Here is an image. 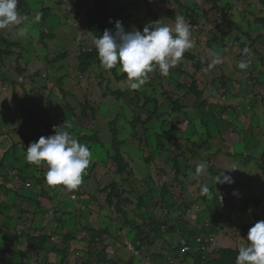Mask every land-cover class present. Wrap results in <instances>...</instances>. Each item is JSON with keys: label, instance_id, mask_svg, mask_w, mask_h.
Listing matches in <instances>:
<instances>
[{"label": "rangeland", "instance_id": "374dc122", "mask_svg": "<svg viewBox=\"0 0 264 264\" xmlns=\"http://www.w3.org/2000/svg\"><path fill=\"white\" fill-rule=\"evenodd\" d=\"M26 2L34 3V0H24ZM41 1V0H40ZM52 0L53 7L51 6L50 9L53 11L49 15L50 24L48 27H58L63 25L64 21L62 22V19H66L65 14L60 11L62 9L63 11H66V13H70L72 9L77 5V2L80 0ZM134 0H113L112 3H114L116 6H129L133 3ZM151 1L153 0H147V3L151 4ZM163 1V0H162ZM180 1V0H179ZM184 2V5L187 4V1L189 0H182ZM197 1V0H195ZM167 3L171 4V8L178 10L179 12L182 11L176 4L175 0H168ZM41 3V2H40ZM57 3V4H56ZM252 4L256 6V8H259L260 5L258 4L257 0H242L239 2V4H236V1L231 0L232 6H237V12L239 13H245V9H249L250 5ZM62 5V6H61ZM41 6V4H40ZM197 6V5H196ZM202 10L199 6L198 10L199 12L202 11V13H207L209 15V19L211 18V21L204 22L200 21V26L204 27V29H210L215 26V24H219L222 21L219 20L218 15L220 14L218 10L215 8H212L213 6L208 5L207 3H202ZM48 5L44 6L43 9L47 8ZM151 10L149 12V16L147 17V21H144L141 17H137L136 19V25L144 26L149 25L151 22L156 21L154 19L155 11L158 9V7L151 4ZM223 7V6H221ZM17 8H21V3L18 2ZM143 8L146 10V7L143 6ZM87 10V7L84 9H77V13L79 16L84 15V11ZM144 10V11H145ZM144 11H142L144 13ZM39 14V16H43L42 9L34 11L32 15V19L27 20L26 23L29 25L30 32H34L37 39L35 42H32L31 40H27L23 38L21 40V43L19 44V48H12L11 53L12 55L7 59L5 57L2 62L0 63V187H3L5 189L0 190V205L6 200L5 191L6 188L10 186V183L13 182L18 185L19 188H25L28 191H34V194L37 195V192H39L42 195L43 190L47 191L49 195H54V198L56 196H60L58 203H54V207L57 208L61 203L64 205L66 203H69L72 201L71 199H68L66 196L67 194L63 193L64 187L62 185H58L53 187L52 189H56V191H59L58 194H52L50 191L52 190L51 187L48 188V186L43 187V190H41V187L38 183V181L34 182H25L24 184L21 182L19 178V169H22V173L26 172V164L25 161V150L29 146L30 143L38 141V139L43 137H48L50 135H53V129L52 126H58L62 127L63 124L66 126L67 123L71 124H79L78 127L71 131V133L78 138V134L80 136L82 135H90V132H95L99 135L100 140L103 142V147L99 146L97 147V154H93V156H96V163L95 167L104 168L105 173L104 175L101 173V171H98L97 174L92 176V178H96L100 183H96L95 181H91L88 184H84L83 193L87 191L90 194H98L96 195V199L92 202L90 207H82L80 204H77L73 206V208H70L67 213H72L74 211L75 216L72 219H66L65 226H64V234H67L71 232L72 230L75 231V233L78 234V232H82L83 235H80L79 238L81 239L83 236L90 239L92 237V234L87 231L88 225H91L94 229V233H100L103 231L101 229L102 222L109 223L113 220V222L118 225V230L115 232V236L123 235L129 240L136 239L137 235L131 233V228L126 224V222H130L133 220V215H138L141 218V210L139 209H132V206L137 204V200H143L145 202V205L143 208H145L147 205H154L157 209L155 214H151L154 216V218L159 222L162 221L164 218H167V214L170 213L171 210L166 209L165 204H171V201L168 200V195L171 197L181 191L180 183L182 186L184 184L182 182H178L175 179V173L172 172L170 167H164L162 164L158 162V164H153L152 170L150 171V168L146 167V174H141L142 180H140L139 174L137 173V168L142 169L143 164L139 162L142 159V152L140 150V143L139 138H143L144 132L143 128L140 125L137 129V138H133L134 135L133 130H129V138L127 142H125V145L122 146L123 153L125 155V159L130 166V171L135 175V179L130 181L132 183L126 184L125 182L128 181L125 178H122L119 176L118 182H112L109 183V180L113 178V171H115L114 166L106 160V150L108 151L109 158L111 159V156H113V151L110 150L111 144V136L109 134L110 130L107 127L108 123L114 120V117L119 114H123V118L125 119L126 124L120 123L118 125L119 131H122L125 129V126L127 127V124H129L134 116H140L143 112L141 111V108L144 104V101H141L139 104L131 105L130 100L134 97V93L129 87V83L127 80H122L121 76L122 74L118 71L119 66L115 68L114 72H118L113 74L112 70L105 71L101 68V66L98 65L97 62H93L90 65V70L86 76H81L78 72L75 71L76 68V62L78 55H79V49L72 47V44L75 42V37L67 38L64 35L63 30L60 29L58 31V35L60 36L57 42L55 43V52L56 54L64 53L66 55V52L69 54V56H64L61 60V62L57 59V56H50V52L47 51L44 47V44L41 42L39 43L40 39H42V32H40V28L36 27L34 18L35 16ZM246 14V13H245ZM206 15V14H204ZM76 18V15L74 14L72 16V20ZM162 19L165 18L164 16L161 17ZM56 19V20H55ZM160 20L163 24H167L169 26H174L171 22H165L164 20ZM90 18L86 19L87 21H90ZM233 20L237 23H239L241 26L249 29H255L258 28L257 25H250L249 27L245 26L244 20H252V17L246 14V16H238L233 15ZM51 22L53 25H51ZM40 24L42 22L40 21ZM13 27H9L7 29L0 30V35L4 39H9L11 43L14 45H17L16 38L13 36H10L12 32ZM109 26H103L99 29L96 27L93 30V33L95 35H99L98 32H104L105 29H109ZM202 29V28H200ZM214 30V29H213ZM191 31V39L194 41V37L192 35ZM17 36L21 37L19 34H16ZM49 43V41H48ZM230 43L235 44L236 38H232L227 42V45ZM40 44V45H39ZM86 44V43H85ZM199 43L196 42V47H199ZM83 46V44H78L76 47ZM93 44H91L90 48H93ZM219 49L220 53L223 55L226 54L228 56L231 53V50L227 47H221V46H215L214 50ZM260 49L264 53L263 46H260ZM236 51H234L235 53ZM50 56V57H48ZM39 58V60H38ZM68 64L65 65L67 60ZM184 57H182L177 65L173 68H171V71L176 72L177 66L183 62ZM254 56L252 57V60H256ZM71 60V63H70ZM247 62L246 60H243ZM229 62L233 63L237 66L236 57L232 56L229 57ZM248 63V62H247ZM54 66H51V65ZM227 63L223 65L224 73L220 75H216V71L212 72V76H214V81H216V84L213 86L212 90L210 91V95L217 100L220 98V96H224L227 99V101L232 103H237L241 98H244V93H235L231 91L230 89L226 90L225 87H223L224 84L230 83L232 81H235L239 84H245V76L248 74L247 68L244 70H236L234 65H231L230 67H227ZM257 66L261 67V63L257 62ZM18 68H21L22 74L18 73ZM181 71L186 73L187 76L181 77L177 79V83L186 87L187 89H190L191 87V75L194 74V70L190 63L185 62L182 67L180 68ZM235 71V74L233 72ZM155 71L149 73L148 79L154 74ZM55 75H51L54 74ZM39 74V76H37ZM159 77H165L164 75H161L158 73ZM169 76V75H168ZM207 76H211L207 75ZM3 77L12 79L17 81L18 78H20V81H24V86L22 87L19 85L18 89L20 90L18 93H12L7 94V92H10L11 89V82L9 80L3 79ZM64 78L63 81V89L64 92L67 94L66 96L63 95L59 89V86L57 84V81L59 78ZM172 77V76H170ZM162 83V87H159L158 85ZM158 86V87H157ZM157 87V89H156ZM109 88V89H108ZM156 89V90H155ZM140 90H144L143 87L140 88ZM147 93H153L154 97L158 99V102H162L164 99H166V96L164 93L170 94L172 99L178 98L177 95L184 96L187 95V97H191L187 92L181 91L178 89H175L168 83V79H157L155 81H152L151 86H147L146 88ZM40 92L42 96L46 97V100H44L43 103H40L38 100L40 99ZM51 93H56L58 96L60 103H56V100L51 97L47 98L46 95ZM178 93V94H177ZM16 94V95H13ZM177 94V95H176ZM31 98V99H27ZM86 99V100H85ZM182 100L181 98H179ZM68 103L72 105L74 109H76V114H79L81 109L80 107L84 105L85 103H88L90 106H92L95 109V118L89 123V120L92 117L89 116L88 119H84V123L76 118V114L73 115L67 110H63L62 106L65 107ZM79 105L78 107L76 105ZM102 105L106 108H101V112L99 111V106ZM264 105V103H263ZM260 105V106H263ZM155 110V108H148V111L151 113V111ZM158 113H155V115L159 117V120L153 121L150 125L152 126L149 128L147 133V139L149 143L143 142L141 146L143 147V156L148 155L149 152L153 155H157V148L154 147L150 139V134L155 132H160L161 130L164 131L165 129L163 126L159 125L161 124L165 118L169 119V116H165L164 118H161L165 112V110L160 106L158 108ZM258 116L261 117V119H264V108H258L257 109ZM154 115V116H155ZM156 117V116H155ZM122 118V117H121ZM201 119V118H200ZM174 120L170 119L169 122V128L171 131V134L174 138H176V141L179 139L177 137H180L178 134V129L176 132L173 131L174 126ZM210 122L215 123L214 119H210ZM211 124V123H210ZM207 123L204 124V121L196 120L194 122V127L196 129V136L191 137V143H188V140L186 143L189 146L194 147V151H196L198 154L194 155V158H191L190 153H186L184 161L188 166H191V168L188 170V181L189 183L186 184L185 194L188 197H191L192 199H197L198 195V187L200 183L203 184H213V181L211 179H214L215 176L213 172L219 173L223 170L230 174L235 173V177H239L240 173L246 174V176H254L252 179L245 180L244 183H236L234 185V189L236 191L238 190L239 193L237 195H233L235 198V207L237 209H244L246 206H252L255 207L256 205L260 204L259 200H262L261 205L264 206V175L261 171L255 172L253 167H247L248 169H245V165L241 163L240 158L236 160H232L228 156V152L233 150L236 151V147L234 148L233 142L231 141V137L233 136H227L229 140L224 141L223 138L220 136V134L216 137H213V139L210 138L209 134L207 132H204V129H206ZM224 126L229 127L231 123L223 124ZM223 125H220V129L223 128ZM93 127H97L95 131H91ZM168 128V129H169ZM217 131L219 132V126L216 127ZM243 129V127H242ZM109 131V132H108ZM211 131V130H210ZM232 135V134H231ZM240 139H245V137L249 136V133L245 130H242L239 134ZM182 136H185V134H182ZM189 137V135H186ZM256 141V140H255ZM109 142V143H108ZM175 142V141H174ZM252 142V141H249ZM86 144L85 142H81ZM203 144V146L201 145ZM258 145V148H262V145L264 144V140H260L255 143V145ZM150 147H148V146ZM248 146V145H247ZM254 146L253 143H249V147ZM16 147V150H13V148ZM171 147L169 146L168 149ZM172 150V149H171ZM181 150V148H180ZM8 158V161L6 159ZM11 158V159H10ZM22 161V163L18 164L15 163L17 161ZM105 161V165L103 164ZM182 161V160H181ZM202 161H207L208 167L207 169L201 173L199 179L193 178V174L195 172L196 166L201 163ZM3 163V164H2ZM97 163H101L102 165H99ZM28 164V163H27ZM2 165V166H1ZM13 165V166H12ZM164 169H160L162 166ZM213 167H215V170H213ZM38 171L36 172L40 179L44 176L47 168L46 166H36V169ZM35 169V170H36ZM137 171V172H136ZM166 173L165 175L162 174V172ZM231 173V174H232ZM230 174V175H231ZM152 178V183L154 185L150 186V179ZM137 182L135 184V182ZM203 181V182H202ZM113 183L121 187V190L124 192L128 191L130 193V196L128 197L129 201H136L133 205L123 206L121 205V209H123L124 214L130 213L132 214L129 217V220L125 218L123 215L121 216L119 213H116V211L113 208H110L106 205L104 201V195L102 194V191L105 189H108ZM221 184H216V193L211 194V198L214 199L220 194L222 188ZM255 186H258L255 188ZM263 186V187H260ZM209 187V186H208ZM254 187V188H253ZM210 189V187H209ZM153 190V192H156V196H150V192ZM96 191V192H95ZM165 192L168 195L164 199V203L161 202V199L163 197L162 193ZM83 195V194H82ZM102 195V197H101ZM69 197L71 196L68 195ZM262 196L260 199L259 197ZM58 200V199H57ZM55 200L54 202H56ZM41 204H45L46 206L48 203L44 201L43 198L40 199ZM35 205V203H34ZM33 205V206H34ZM203 205V202L195 204L198 208H201ZM28 207H30V204L26 203V201H23L22 198L15 199V205L11 209V214L9 217V221L7 218L3 217V211H0V264H8V261L10 259L9 255H2L4 251L9 249V246H7L6 242L8 241L10 243V246L14 248L15 252H20L25 254L27 251V234H37V236H41L43 234H50L52 235V231L50 228L45 229L44 231H41L38 225H34L35 220L42 219L37 215L38 210L36 209H30L28 210ZM52 209H55V208ZM194 207H192L193 209ZM264 208V207H263ZM38 209V208H37ZM28 210V211H27ZM143 210V209H142ZM262 212V209L259 210V213ZM192 213V211H191ZM52 216V214H49ZM231 215V216H230ZM170 216V215H169ZM168 216V217H169ZM231 217L230 220L226 217L225 225H228L231 220H234L238 224V229H242L245 223L242 222L245 220V215L242 212H238L237 214H229ZM30 219V220H26ZM38 218V219H37ZM191 218V217H190ZM14 219V220H13ZM147 220H150V217L147 218ZM43 221V219H42ZM189 223V220H187ZM262 221V220H261ZM76 222V226L74 227L73 224ZM195 222V220H194ZM174 223L173 220H171V225ZM190 228L193 227V222L190 220ZM196 223V222H195ZM8 224L9 233L11 236L8 240L3 236L4 228ZM243 224V225H241ZM100 225V227H99ZM170 226V225H169ZM199 229V228H198ZM197 229V232H198ZM100 231V232H99ZM26 232V235H24ZM239 232V230H238ZM243 235H246V231H240ZM239 232V233H240ZM93 233V234H94ZM241 234V233H240ZM105 237V235H103ZM107 240L103 247H105V251L111 255L113 258H118L121 264H130L131 261L135 258L131 256V253L126 251L125 248L122 246L121 243L116 242L115 240L108 239V236L106 235ZM233 238L234 235L225 236ZM174 242L178 240L177 236H174L173 238ZM236 240V239H235ZM76 241V240H74ZM166 241L167 238H166ZM83 241L78 240L76 242L72 243V251L73 250H79L81 249ZM162 243L157 244V248L162 246ZM103 247H96L95 249L101 251ZM225 247V246H224ZM236 247V246H233ZM239 247V246H238ZM229 248V247H225ZM156 250V248H154ZM49 256H45L44 254L41 256L40 260L36 259V255L31 256V258L24 259L22 264H56L59 260V258L51 253V250L48 251ZM145 256H148V253L145 254ZM139 260L138 258H136ZM116 260V259H114ZM74 261V260H73ZM47 262V263H46ZM138 264H141L139 262ZM195 264V262H193Z\"/></svg>", "mask_w": 264, "mask_h": 264}, {"label": "clouds", "instance_id": "9594fccd", "mask_svg": "<svg viewBox=\"0 0 264 264\" xmlns=\"http://www.w3.org/2000/svg\"><path fill=\"white\" fill-rule=\"evenodd\" d=\"M166 1L168 0H163L162 5L155 11L154 19H156V21L144 26L136 25V19L137 17H141L144 21H147V17L149 16V12L152 8L149 7L147 0H134L129 6H116L111 1V3L107 4L103 8H97L96 11L89 4L85 6L87 7V10L84 11V15L79 16V14L76 12V18L73 20L71 13L77 8V6H75L70 13H66V11L60 9V11L66 16V19L61 20L62 22L64 21V26L61 25L54 27L57 28V32L54 34V39L50 40L49 42L50 50L46 46L44 47H46L45 49L50 52V56L58 55L57 59L61 62V56H64L65 54H56L55 43L60 37L57 34L58 31L64 29L65 27L63 30V32L65 31V37H75V42L72 44V47L79 49L81 46L76 47L78 44L84 45L86 43L90 46L93 44V48L89 49L87 52H91L92 49L96 50L98 59L95 60V62H97L98 65L101 66V68L105 71H110L113 69V74L118 73L114 72V70L117 68V66H119L118 71L122 74V80H127L132 92H137L140 96L148 94L146 88L147 86L152 85V81L163 78L168 79L169 83L170 78L176 81L181 77L187 76L186 73L180 70V68L185 62L190 63L194 70V74L191 75V87L190 89H187L182 85H180V87L182 88V91L187 92L191 97H187V95H177L178 98H171L172 100H178L182 105V107L178 108V110L172 115L171 119H175L173 127L177 125V121L186 124L189 134L192 133V136H196V132L194 131V122L196 120H206L209 123V126L213 124L214 126L218 127L219 123L217 122V119L220 120V125L225 123L232 124L233 120L237 116L241 117L245 112H247L248 116L251 117L253 113H257L258 108H264V53L260 49V46H263L264 48V28L261 24L256 22V13L262 18L264 17V6L260 4L259 0H257V2L260 7L257 8L255 16L252 17V19L254 18L253 21L250 20L252 22L250 25H257L258 28L253 30L246 29V32H248L249 36H243L239 32L238 27H233L232 29L228 28L227 25L220 27L224 21V12H219L220 14L218 15L219 20L222 21L221 23L215 24L214 27L207 30L200 26V21H203L204 23L208 20L211 21L212 18L210 17L209 19V15L207 13H202V3H206L204 0H189L185 5L182 0H175L177 6L182 10L180 12L178 10L172 9L171 4L167 3ZM50 3H52V0H49V4ZM151 4L153 5V2ZM17 5L18 0H0V30L7 29L9 27H18L17 31L12 30L10 36L16 38V43L19 46L21 40L23 39L22 37L28 34L29 25L26 23L28 18L21 15L17 11ZM196 5L199 6L202 11L199 12ZM208 5H211L213 6L212 8H215L213 4ZM50 6L53 7V4H50ZM143 6L146 7V10L143 8ZM253 7L256 8L255 5H253ZM170 10H175L178 13V15L175 17V22H171L174 26L163 24L160 21L162 16L167 18V13ZM142 11H144V13ZM180 13H182L183 16L180 15ZM225 13L227 12L225 11ZM41 17L45 19L44 16ZM87 18H90L91 20L86 22ZM39 20L40 16L37 14L33 22H38ZM236 24L241 26L237 22ZM103 26H109L110 28L105 29L104 32H98L99 35H95L93 33V30L96 27L99 29ZM197 30L200 31L197 32ZM191 31L193 33L192 35L194 37V41L191 39ZM201 33L202 41L200 45L198 44L199 47L195 48L196 37ZM16 34H19L21 37L17 36ZM46 34L50 36V33ZM55 37L57 38L55 39ZM232 38H236V43H230L227 45V42ZM40 42L42 43V39H40L39 43ZM239 42L246 44L245 50L237 45ZM217 45L221 47H227V50L230 49L232 54L226 56V54L223 55L220 53L218 48L214 50L215 46ZM186 51L187 53H190V57L184 58L183 62L177 66V77L172 76V73L174 72L171 71V68L177 65L178 61L183 57ZM234 51L236 52L234 53ZM243 54L246 55V58L242 56ZM67 55L69 56V54L66 52V56ZM232 56L236 57L237 66L229 62V57ZM253 56L257 59L252 60ZM191 57L195 58L196 60L191 59ZM66 60V64L61 66H66L68 64L69 59L67 58ZM243 60H246L248 63ZM77 61L78 62H76L75 71L81 76H86L88 73L86 75L80 73V60L77 58ZM257 62L261 63V67L257 66ZM226 63L228 64L227 67L234 65L238 71L247 68L248 74L244 77L246 86L235 81L223 85L226 90L230 89L237 94L244 93V98H241L237 103H232L231 100L227 103L229 99L226 100L224 96H220V98L217 100L210 95V91L216 84V81H214V76H212V72L216 71V75L223 74V65ZM153 71H155L154 74L148 79L149 73ZM158 73L164 75L165 77H159ZM55 74L56 73L51 75ZM210 74L211 76H207ZM233 74H235V71ZM20 78H18L17 81L6 77L3 78L11 82V89H13L10 90V92H7V94L16 92L18 93L21 90H19L18 87L19 85L23 87L24 81H20ZM63 81V77L59 78L58 86L61 93L66 95L63 89ZM158 86L161 87L162 83H160ZM141 87H143L144 90H140ZM51 94H53L54 97L58 99L56 93ZM51 94H48L47 98L53 97ZM150 94L152 95L153 99H157L154 97L153 93ZM252 98L256 100V104L250 103L249 100ZM144 115L145 113L143 112L140 116L144 117ZM161 118L164 117L162 116ZM210 119H214L215 123L210 122ZM153 120L148 122V124H151ZM163 122L166 124V127L169 128L170 119L165 118ZM66 127L70 129L71 125L69 124ZM64 128V124L62 127L54 126V135H50L48 137L41 136L38 141L30 143L25 150V161L35 166H46L47 170L44 174L45 183L51 187L62 185L64 187L63 193L67 194L64 197L71 199V202H74L75 205L80 204L79 202H81V200L93 202L96 199V195L99 196V193L90 194L87 191L83 193L82 187L84 184H88L91 181L100 183V181H98L96 178H92V176H95L98 171H101L103 175L105 173L104 168L95 167L96 163L94 162L97 158L96 156H93L92 153L94 154L93 148L97 145L91 147L90 143H80L70 131L64 130ZM169 129H166L165 131H168ZM109 134L111 136L110 132ZM178 134L181 135L179 130ZM99 141L101 142V145L98 146L103 147V142L100 140V138ZM109 142L112 144L111 140ZM141 148L142 149L140 150L142 152V159L139 162H141L144 166L142 169L137 168L138 172L136 171L139 174L140 180H142L141 174L145 170V155L143 156L144 152L142 146ZM123 149L124 148L120 146L119 148L115 149L111 146L110 150L113 151V156H111V159L109 158L108 151L106 150V160H108L115 168V171H113V178L109 180V183L118 182L120 179L119 176L128 180L125 182L126 184L132 183L130 181V175L131 180L135 179V175L131 173L130 166L125 159ZM151 152H149L148 155ZM119 155L121 156L124 165H128L126 173L121 175L119 173L120 164L116 162V160L119 159ZM148 155L146 158H148ZM106 160H104V165ZM97 164L102 165L101 163ZM260 164L261 163H252L249 166L244 167L245 169H248L247 167H253L257 173V169ZM152 166L153 165L150 166V171L152 170ZM207 167V161H202L199 163L195 168L193 178L199 179L201 173H203ZM86 171L93 174L90 178L83 180L84 175H86ZM230 174H227L223 170L222 172L217 173L216 176L213 175L215 178L211 179L214 181V185H222V190L218 195V198L222 206L224 208L226 207V211L220 209L221 212L223 211V214L220 215L225 214V217L224 222L218 232H208L209 235L204 234V237H202V235L197 237L192 236L190 237V240L185 238L180 239L177 236L179 234L177 232H175V234L172 233L171 235L165 234V236H162L163 241L161 242L163 243L161 247L168 248L166 251L160 249V247L157 248V244L161 242H156L153 244V246H148L147 244V246L140 247L142 251L141 254L145 257L146 262L142 261L138 257L139 250L132 244V240L134 239L127 240L126 243H122L125 250L130 252L131 256L133 254L137 256L139 259L137 260V264L139 262H141V264H151L150 256L156 250L163 251V257H165V259H162V264H193V262L198 264L197 258H194V260L193 258L191 260H187L184 256L193 252L199 259L206 260L208 259L210 252L215 253L221 249L223 251L232 250L238 253L235 264H264V220L255 222L252 217L246 216L244 214L246 217L242 223H245V225L242 229L238 230L239 232L245 230L246 235H243L242 232H240L241 234L238 232V224L234 220L231 221L237 224V228L236 226L229 228L228 226L231 224V222L228 225H225L226 217L231 219V215L229 216V214L235 215L243 210L237 209L235 207V198L233 195H237L239 192H235L236 189H234V185H236V183H244L245 180H249L254 177L246 176V174L243 175V173H240L239 177L236 178L235 173H232L231 175ZM262 174L264 175L263 172ZM136 183L137 182H135V184ZM119 189L121 190L120 186ZM225 190L228 191L229 196L227 200L223 201L221 197L224 195ZM201 192L208 193L209 187L207 185H202ZM70 194L71 196L69 197L68 195ZM102 194L104 195L105 199V194L103 191ZM122 198L123 200L125 199L123 196ZM126 198L129 199L127 196ZM198 199L199 196H197L196 200ZM207 201L203 203L201 208H198L195 205L193 206V209L191 208L192 217L190 220L193 222L194 228L189 229V232L196 233L198 228V230H202V228L204 230H210L211 214L204 213V211H208L211 206L216 207V204L212 198L208 199ZM138 204L139 202H137L135 206L133 205L132 209L140 210L141 206L137 207ZM169 215V217L175 218L171 212ZM135 216L137 215H133L132 221L135 220ZM127 220H129V218ZM160 224H163L162 221ZM162 231L164 232V228H162ZM224 235H234V237H226L224 239ZM174 236H177L178 238L176 242L173 240ZM9 238L6 239L8 240ZM166 238L168 241H166ZM245 240L247 242L244 244ZM183 244H185L186 247H189L190 250L183 251ZM224 246L229 248H225ZM154 248H156V250H154ZM169 249H171L172 252H169ZM146 253H148L147 257L145 256ZM201 253H203V255L199 256ZM171 256L177 258V260L173 259Z\"/></svg>", "mask_w": 264, "mask_h": 264}, {"label": "trees", "instance_id": "16d2710c", "mask_svg": "<svg viewBox=\"0 0 264 264\" xmlns=\"http://www.w3.org/2000/svg\"><path fill=\"white\" fill-rule=\"evenodd\" d=\"M111 1L113 0H80L77 2L76 6L79 10H81V9H84L86 5L90 4V6L93 7L94 10L96 11L97 8H103L107 4L111 3ZM234 1H236V4H239V2H241L242 0H234ZM18 2L21 3V8H17V11L21 15L26 16L28 18L27 20L32 19V15L35 9L36 10L42 9L43 11L42 15L44 16L45 19L40 17V20L38 22H35V25L37 28L39 27L40 32H42V44H44V46H46L50 50L48 41L50 42V40H53L54 34L57 32V28H52L50 26L48 27V25L50 24L49 15L53 13V11L50 9L51 7L50 4H53V2L50 4H49V0H41V3L38 0H34V3H30V2L25 3L24 0H18ZM152 2H153V5L157 6L158 8L162 5L161 0H153L151 1V3ZM204 2L208 4H213L214 7L218 10V12H224V21L220 25V27H223L225 25H227V27L231 29L233 27H238L239 32L243 36H249L248 32H246V28H244L243 26L237 25L236 22L233 21V15L235 14L238 16L239 14V16H246V14H248L251 17L255 16L257 8H254L252 4L249 6L250 8L248 10L245 9V13H246L245 14V13L237 12L238 10L237 6H232L231 0H204ZM259 2L260 4L264 6V0H259ZM46 5H48V7L43 9V7ZM149 7L151 8V4H149ZM77 8L74 9V11L71 13V16H73L76 13ZM225 11L227 13H225ZM177 15H178L177 11L170 10L167 13V18H164L163 20L168 23L173 22V21L175 22V17ZM180 15H182V13H180ZM256 17H257L256 22L261 24L262 27L264 28V17L262 18L258 16L257 13H256ZM40 21L42 22V24H40ZM244 23L248 27L252 22L250 20H244ZM51 25H53L52 22H51ZM12 30L17 31L18 27H13ZM199 31L200 30H197V32ZM46 33H50V36L47 35ZM23 38L27 40H31L32 42H35L37 39L35 33L30 32V31H28V34L23 36ZM56 38L57 37H55V39ZM201 41H202V33L198 34L196 37V42L199 43V45ZM237 45L244 50L246 49V44H244L243 42H239ZM14 47L19 48L18 45H14L13 43L9 41V39H4L0 35V63L5 57L9 58L12 55L11 50ZM89 48H90V45H87V44H84L83 46L79 48L80 55H78V59L80 60V64H81L80 73L84 75H86L89 72L91 63L95 62V60L98 59L96 50L92 49L91 52H87L89 51ZM64 56H61V58H63ZM242 56L246 58L245 54H243ZM183 57L184 58L190 57V53H187L186 51ZM191 59H195V58L191 57ZM51 66H54V65L52 64ZM18 73L19 74L23 73L21 71V68H18ZM177 74H178V71L172 73V76L177 77ZM37 76H39V74ZM57 84H58V81H57ZM169 84L175 89H178L182 92V88L180 87V84H178L173 79L171 78L169 79ZM41 93L42 92H40V99L38 101L40 103H43L44 100H46V97L42 96ZM45 93L46 95H48L47 92ZM195 94L197 95L196 92ZM51 95L54 97L53 94ZM164 95L167 96L166 100H163L162 102H158V99H153L150 93L141 95V96L137 92L134 93V97L132 98V100H130V104L136 105V104H139L141 101H144L143 106L140 108H141V111L145 113V115L144 117L134 116L133 120L129 124H127V127L125 126V129L122 130V132L121 131L119 132L118 125L120 123L126 124L125 119L123 118V114L116 115L114 117V120L109 122L107 125L111 133L112 148L115 149V148H119V146L122 147L125 145V142H127L130 136L129 130H133L134 135L132 137L137 138V129L140 125L142 126L143 132H144L143 138L142 139L139 138L140 139L139 142L141 141L140 149H142L141 144L143 143V141L149 143L147 139V133H148L149 128H151L152 126L148 124V122L154 119L155 113H158L157 112L158 108L162 105L161 107L165 110V112L161 116L165 117L167 115L169 116V119H171L172 115L178 110V108L182 107V105L179 103L178 100L171 99L170 94L164 93ZM27 99H31V98H27ZM54 99L56 100V103L61 104V102L58 99H56L55 97ZM249 101L251 104H256V100L253 98L250 99ZM76 106L78 107L79 105L77 104ZM101 108H104L106 110L104 106L100 105L99 106L100 112H101ZM148 108H155V110L151 111L150 113L148 111ZM62 109L67 110L73 115L76 114V109H74L70 103H68L65 107L62 106ZM80 109L81 111L79 114H76L77 115L76 118L82 121L83 123H84V119H88L89 116H91V114H92V117L89 120V123L95 118V109L92 106H90L88 103H85L84 105H82ZM157 116H160V115H156L153 121L159 120V117ZM203 121H204V124L206 123L208 124V125H204L206 126V129H204V132H207V134L211 136V139H213V137H216L220 134L223 140L227 141L229 140L227 136H230V137L233 136V138L231 137L230 139L233 142L234 148L236 147V151L234 152L233 150H231L230 152H228V156L230 159L233 160V159L240 158L241 163L244 164L245 166H249L252 163L254 164L261 163L257 169V172L261 171L264 173V144L262 145L261 149L257 147L258 146L257 144L255 145L256 142L260 140H264V119H261V117L258 116L257 113L256 114L253 113L252 116L249 117L248 113L245 112L243 116L241 117L237 116L229 127L223 126V128H221L220 130L218 129L219 132L217 131L216 126H214L213 124L209 126V123L206 120H203ZM217 122L219 123V126H220L219 119H217ZM69 124L71 125L70 129L66 127ZM176 124L177 125L173 128V131L176 132V130L178 129L181 132V135L177 141H176V138L172 136L173 134H171L170 129L168 131H165L166 124L164 122L159 124L163 126L165 130L164 131L161 130L160 132L153 131V133L150 134V139H151V142L153 143L152 145L158 149L157 150L158 154L153 155V153L152 154L150 153L148 155V158L144 159L145 168L146 167L150 168L151 165L158 164L159 162L165 168L170 167L172 172L175 173V179L179 183L182 182L184 184V186H182L180 183L181 191L171 197L165 192L162 193L163 197L161 199V202L164 203L165 201L164 199L168 195V200L171 201V204L170 203L168 205L165 204L166 209L168 211L171 210L170 212L174 215L175 218L168 217L170 214L168 213L167 218H164L162 220L163 224H160L161 221L158 222L153 216L155 212L157 211L156 207L150 204V205H147L145 208H143L145 205V202L143 200H137L139 202L137 207L141 206L140 207L141 208L140 209L141 219L137 215L135 216L134 221L126 222V224L132 230L131 233L137 235L136 239L132 240V244L134 247H136L139 250L138 257L142 261H145V262H146L145 257L141 254L142 252L140 248L141 246H147V244L148 246H153L154 243L163 241L162 239L163 235L164 236L165 234L171 235L172 233L175 234V232L179 233L177 236L180 239L185 238L187 240H190V237L192 236L197 237L200 235L204 237V234L209 235L208 232H211V233L218 232L224 222L225 214L224 215H220V214H223L222 212L226 211V207L224 208L222 206L216 194V198L213 199L215 201L216 207L211 206L210 207L211 209L209 208L208 211H204V213L211 214L210 230H204L202 228V230H198V232L196 233L189 232L190 217H192L191 208L197 203L199 204L201 202L203 203L206 202L208 199L211 198L210 196L211 194L216 193L217 189H216V184L214 185V181L212 185L208 184V182L207 184L200 183L198 187V195H199L198 200L199 201L186 196V194L184 193L186 189V184L189 183L187 172L191 168V166L187 167V164L184 161L185 155L186 153H190L191 158L193 159L194 155L198 153L196 152L197 150L194 151L192 149L193 148L192 145L189 146L186 143L187 140H188V143L189 142L191 143L190 138L194 137L192 136V133L189 134L187 125L179 121H177ZM66 126L64 130H68L70 132L73 131L74 133V129L78 127L79 124L67 123ZM96 128L97 127H93L91 131H95ZM52 129H54V126H52ZM242 130H245L249 133V136L245 137L244 140L240 139L238 135ZM194 131L197 132L195 127H194ZM52 134L53 135L55 134L54 131L52 132ZM182 134H185V136H182ZM186 135H189V137ZM77 139L80 143L82 141L85 143H90L91 147H93L94 145H97L93 148V150H94V154L98 155L96 153V150H97V147H99L98 145H101V142L99 141V135L97 133L90 132V135L85 134L82 136L78 134ZM249 141H252V142H249ZM249 143H253L254 146L249 147ZM201 145L203 146V144ZM169 146L171 147L170 149H168ZM15 148L16 147H14L13 150H16ZM6 161H8V158L6 159ZM116 162L120 164V170H119L120 175L126 173L128 169V165H124V162L121 159L120 155H119V159L116 160ZM15 163L20 164L22 163V161L19 160ZM25 164L27 168L26 172L22 173V169H19V173H18L19 178L23 184L25 182L27 183V182L38 181L41 187V190H43V187L48 186L45 183L44 176L42 177V179H40V176L36 173L39 168L36 169L35 165H31L29 163L28 164L25 163ZM163 166L160 169H164ZM213 170H215V167H213ZM143 173L146 174V169L143 171ZM213 173L216 176L217 173L216 172H213ZM92 174L93 173L86 171V175H84L83 180L90 178ZM162 174L165 175L166 173L162 172ZM130 178H131V175H130ZM149 184L150 186L154 185L151 179H150ZM202 185H207L210 187L208 193L201 192ZM50 187L51 186H48V188ZM256 187L258 186H255V188ZM260 187H263V186H260ZM52 188L53 187H51V189ZM3 189L5 188L0 187V190H3ZM5 192H6L5 193L6 200L0 205V211H3V215H4L3 217L7 218V220L9 221V219H11L9 215L11 214L12 207L15 205V199L22 198L23 201H26V203L30 204V207H28V210L30 209L38 210L37 215H39V217L43 219V221L42 219L38 221L35 220L34 225L41 224L38 228L41 231H44L47 228H50V230L52 231V235L43 234L41 236H37V234H33V235L27 234V237H28L27 238V251L25 254L20 253V252H15L14 248H12L10 246V243L7 241L6 244L7 246H9V249L4 251L2 255H9L10 259L8 261V264H22L25 257L31 258V256L33 255H36L37 256L36 259L40 260L43 254L45 256H49V253H48L49 250H51V253L56 255L59 258L56 264H121L118 258L111 257V255H109L105 251V247H103L106 241H108L106 235L108 236V239L115 240L116 242H119L121 244L126 243V241L129 240L123 235L115 236V232L116 230H118V228L116 227H118V225H116V223L113 222V220L109 223L102 222L101 229L103 231L101 232L99 231L100 233H94L93 227L91 225H88L87 231H89V233L92 234V237L88 239L87 237L83 236L80 239L79 236L83 235L81 231L78 232V234L75 233L74 230H72L71 232L67 234H64L63 232L64 226L66 225L65 224L66 219L73 220V217L75 216L74 211L69 214L67 213L70 208H73L74 202L70 201L69 203H66L65 205L61 203L57 208H55L54 203H58L61 194L60 196H56V198H54V195H49L47 191L43 190L42 195L39 192H37V195H36L34 194V191H28L27 189L23 187L18 189V185H16L13 182V180L10 183V186L6 188ZM50 192L52 194L59 193V191H56V189H52ZM235 192L237 193L238 190ZM103 193L105 194L104 201L108 207L113 208L116 211V213H119L121 216L123 215L127 219L132 215L130 213L124 214L123 209H121V205L130 206L136 203V201L130 202L126 198V196L127 197L130 196V193L128 191L126 192L121 191L118 185L112 184L108 189H105ZM149 195L152 197L156 196V192H153L152 190ZM122 196L125 197L124 200ZM261 197L262 196H260L259 198L262 199ZM41 198H43L44 201L48 203L47 206L44 203L43 204L40 203ZM55 200L57 201L54 202ZM259 201H260V204L256 205L255 207L252 206L251 208V206H246L241 211L246 216L252 217L255 222L264 220V208H263L264 206L261 205L262 200H259ZM79 203L83 207H90V205L92 204V202L88 200H81V202ZM53 207L55 209H52ZM220 209H223V211L221 212ZM261 209H262V212L259 213V210ZM49 214H52V216ZM148 217H150V220H147ZM26 220H30V219L26 218ZM171 220L174 221L172 225L170 224ZM187 220H189V223ZM7 225L8 224L3 226L4 228L3 236L4 237L6 236V238H9L14 235H11L9 233V229ZM76 225H77L76 222H74L73 226L75 227ZM234 226L237 227V224L231 221V224L228 227L230 228ZM162 228H164V232L162 231ZM24 235H26V232ZM103 235H105V237ZM74 240L83 241L82 243L83 247L79 250L75 249L72 251V243L76 242ZM245 242L247 241L245 240L244 244ZM96 247L98 248L103 247V248L101 249V251L98 252V250L95 249ZM160 249H163L164 251H166L168 248L160 247ZM169 252H172V250L169 249ZM202 255L203 253H201L199 256H202ZM237 255L238 253L232 250L223 251L221 249L215 253L210 252L208 255V259L206 260L199 259L197 255L193 252L187 254L184 257L187 260H191L192 258L194 260V258H197L198 264H201V263L203 264H235ZM132 257H135V258L131 261L130 264H137V259H136L137 256L133 254ZM162 259L163 260L165 259V257H163L162 250H156L150 256L151 264H162ZM173 259L177 260V258L175 257H173ZM2 261L3 260H1L0 262Z\"/></svg>", "mask_w": 264, "mask_h": 264}, {"label": "built area", "instance_id": "2783aa9c", "mask_svg": "<svg viewBox=\"0 0 264 264\" xmlns=\"http://www.w3.org/2000/svg\"><path fill=\"white\" fill-rule=\"evenodd\" d=\"M228 190V189H227ZM225 190V193L224 195L221 197V199L224 201V200H227L229 194H228V191ZM187 250H190L189 247H186L185 244H183V251H187Z\"/></svg>", "mask_w": 264, "mask_h": 264}]
</instances>
